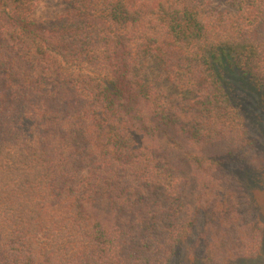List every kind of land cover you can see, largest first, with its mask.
<instances>
[{
    "label": "trees",
    "instance_id": "obj_1",
    "mask_svg": "<svg viewBox=\"0 0 264 264\" xmlns=\"http://www.w3.org/2000/svg\"><path fill=\"white\" fill-rule=\"evenodd\" d=\"M63 1L45 23L0 0V264H171L200 217L219 261L256 254L231 170L250 140L216 67L264 87V0Z\"/></svg>",
    "mask_w": 264,
    "mask_h": 264
},
{
    "label": "rangeland",
    "instance_id": "obj_2",
    "mask_svg": "<svg viewBox=\"0 0 264 264\" xmlns=\"http://www.w3.org/2000/svg\"><path fill=\"white\" fill-rule=\"evenodd\" d=\"M212 1L221 9H227L231 3L230 0ZM66 7L63 0H36L33 18L36 21L51 22L64 14ZM216 68L219 69V73L221 72L222 81L239 109L250 140L245 148L244 159L236 163L231 170L237 174L240 187L244 191L240 201L243 219L251 223V225L246 224L250 229L260 226V244L256 254L251 257L239 256L228 262L219 261L223 253L214 252L212 246L205 251V244L202 241L210 224L205 225L203 217H200L192 230L179 243L171 264H264V87L255 89L247 78L227 64L226 59L224 65ZM141 74L148 85L159 89L164 96L174 90L165 71L152 57L147 56L141 61ZM243 224L232 229L234 236L235 233L239 234L242 231ZM241 234L243 235L244 232L242 231ZM203 246L204 248L201 249ZM207 254L209 257L215 256L204 259L208 257Z\"/></svg>",
    "mask_w": 264,
    "mask_h": 264
}]
</instances>
